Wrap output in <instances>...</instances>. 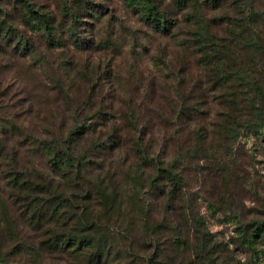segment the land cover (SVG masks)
I'll return each instance as SVG.
<instances>
[{"label": "trees", "instance_id": "1", "mask_svg": "<svg viewBox=\"0 0 264 264\" xmlns=\"http://www.w3.org/2000/svg\"><path fill=\"white\" fill-rule=\"evenodd\" d=\"M122 1L152 33L172 38L183 52L191 51L195 75L187 76L203 82L193 87L194 94L190 90L185 94L180 72L173 73V82L163 80L157 85L161 94L151 91L146 97L151 108L139 104L132 109L129 102L111 97L114 108L125 104L127 111H113L104 100L81 120L77 110L93 102L89 89L80 104L66 108L71 122L65 131L47 136L40 134L38 126L31 132L25 129L31 121L23 111L21 116H11L12 97L4 102L6 96L0 92V264H10L8 256L32 257L39 252L60 254L71 264H114L118 254L137 255V237L142 251L150 245L152 256L159 254L163 235L181 249L188 231L175 222L176 212L185 224L192 221L191 225L204 226L195 215H186L185 182L179 166L185 158L199 160L205 153L206 120L215 114L213 138L226 147L225 141L242 124L253 128L264 116L260 111L264 112L262 86L256 78L258 69H264V12L259 13L252 1L249 6L242 0ZM21 6L22 23L46 42V49L63 50L65 42L57 29L61 21L26 0ZM66 8L62 17L72 25L78 23L79 16ZM91 17L97 22L103 19L102 12ZM185 22L193 26L189 42L179 40ZM72 30L73 26L71 38L79 41ZM5 51L17 58L42 57V51L16 34L0 15V55H6ZM51 83L63 93L56 72H52ZM6 113L9 118L4 117ZM8 135L19 138L10 143L13 137L8 139ZM192 143L186 157L166 156L170 146L176 150ZM18 149H28V154L34 150L45 162L29 165L19 156L11 158ZM220 180L225 186L224 179ZM157 207L161 209L158 222L150 224ZM113 228L126 240L117 252ZM23 231L29 233H25L27 238H22ZM253 237H264V221L254 229ZM205 247L203 242L196 245V255L209 258ZM155 259L144 264H155Z\"/></svg>", "mask_w": 264, "mask_h": 264}, {"label": "rangeland", "instance_id": "2", "mask_svg": "<svg viewBox=\"0 0 264 264\" xmlns=\"http://www.w3.org/2000/svg\"><path fill=\"white\" fill-rule=\"evenodd\" d=\"M26 1L35 9L53 14L61 21L57 29L65 42L63 50H47L46 42L22 23V0H0V15L9 21L16 34L27 37L42 51V57L38 59L13 57L9 51L4 52L6 55H0V92L6 96L4 102L12 97L9 102V106L13 107L11 116H21L23 111L31 121L29 126L25 125L29 132L35 126L40 128L42 136L58 130L64 132L71 122L66 108H75L80 104L89 89L94 94L93 102L91 106L88 103L82 110H77L81 120L90 114V108L97 109L104 100L110 102L113 111L119 108L127 111L125 104H115L114 108L111 97L129 102L132 109L139 104L151 108L146 97L150 96L151 91L161 94L157 85L163 80L173 82V73L180 72L185 94L189 90L193 93V87L203 82L187 76L190 72L195 75L194 67H191L192 52H183L172 38H160L152 33L130 13L122 0ZM251 1L259 13L264 12V0H242L246 6ZM65 8L79 16L78 23L72 25L69 19L62 17ZM97 12H102L103 16L98 22L91 17ZM185 24L188 26L185 27ZM189 24L185 22L181 26L180 41L189 42V32L193 29ZM70 25L73 26L72 31L78 34L79 41L71 38ZM156 57L160 58L156 61ZM52 72L59 77L58 86L63 93L59 87H53ZM256 78L262 86L264 107V69H258ZM63 98L67 104H64ZM206 110V113H211L210 109ZM217 111L221 112L222 109ZM4 117L9 118L7 113ZM216 123L215 114L212 113L205 122L203 136L207 141L202 147L205 153L202 152L200 159L187 157L179 166L185 182L186 215L189 218L195 215L203 220L204 226L191 225L192 221L185 224L176 212L175 222L186 234L188 231V240L180 243L181 249H176V241L163 235L159 254L152 256L150 245L142 251L139 246L141 241L137 237V255L118 254L114 264H144L152 257H157L155 264H186L189 260H193L194 264H264V237L261 240L253 237L254 229L264 221V116L253 128L242 124L234 137L225 141L226 147L219 146V142L213 138ZM11 137L8 135V139ZM18 138L13 137L10 143ZM30 139L27 137V140ZM40 139L46 140L45 137ZM191 146L193 143L180 145L176 150L170 146L166 156H185L186 153L190 154ZM27 150L18 149L10 157L19 156L29 165L42 160L41 154H33L34 150L28 154ZM44 162L45 159L42 160ZM220 177L226 182L225 186ZM157 214H161L159 207L152 210L148 223L158 222ZM111 230L115 235L114 252H117V247H121L126 240L120 230ZM23 232L22 238H27L29 233ZM200 242L211 253L209 258H205V254L196 255L195 247ZM7 245L10 250L11 245ZM8 261L10 264H71L60 254L49 255L45 252L33 254L32 257L8 256Z\"/></svg>", "mask_w": 264, "mask_h": 264}]
</instances>
